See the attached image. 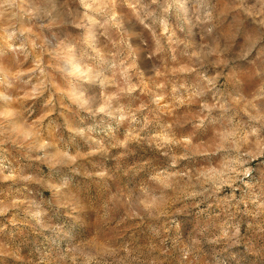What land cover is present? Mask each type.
Listing matches in <instances>:
<instances>
[{
    "label": "clouds",
    "instance_id": "1",
    "mask_svg": "<svg viewBox=\"0 0 264 264\" xmlns=\"http://www.w3.org/2000/svg\"><path fill=\"white\" fill-rule=\"evenodd\" d=\"M0 264H264V0H0Z\"/></svg>",
    "mask_w": 264,
    "mask_h": 264
}]
</instances>
